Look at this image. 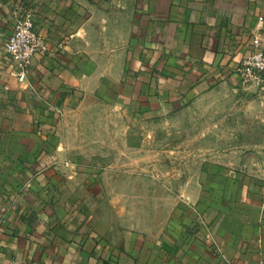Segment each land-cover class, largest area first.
I'll list each match as a JSON object with an SVG mask.
<instances>
[{"label":"crops","instance_id":"1","mask_svg":"<svg viewBox=\"0 0 264 264\" xmlns=\"http://www.w3.org/2000/svg\"><path fill=\"white\" fill-rule=\"evenodd\" d=\"M25 12L48 52L18 81L4 43ZM261 46L264 0H0V264H264V140L212 192L202 179L194 207L188 196L150 205L128 224L117 204L97 212L107 198L94 164L38 170L55 151L84 150L66 132L95 103L139 116L226 88L250 115L264 84L238 69Z\"/></svg>","mask_w":264,"mask_h":264},{"label":"rangeland","instance_id":"2","mask_svg":"<svg viewBox=\"0 0 264 264\" xmlns=\"http://www.w3.org/2000/svg\"><path fill=\"white\" fill-rule=\"evenodd\" d=\"M207 96L139 116L132 106L124 112L101 103L85 106L80 111L84 117L66 132L72 144L84 150L54 153L69 164L77 157L94 164L107 198L97 212L106 207L105 212H111L117 204L125 224L137 210L147 216L150 205L161 210L186 196L194 207L190 197L202 179L205 191H213L211 178L218 177L222 184L230 172L244 170L243 164L260 157L258 151L248 153L252 144L264 140L259 134L264 121L258 115L264 113V105H251L250 115H244L246 96L238 91L218 88ZM118 128L124 130L123 137L115 136ZM81 129L89 130V135L82 136ZM62 138L68 142V136Z\"/></svg>","mask_w":264,"mask_h":264},{"label":"built area","instance_id":"3","mask_svg":"<svg viewBox=\"0 0 264 264\" xmlns=\"http://www.w3.org/2000/svg\"><path fill=\"white\" fill-rule=\"evenodd\" d=\"M4 50L14 64L13 74L18 81L26 78L28 67L37 54L48 52L45 37L37 31L29 12L15 19L11 34L4 43ZM238 70L244 82L262 86L264 84V46L258 47L246 56L241 61ZM60 164L68 166L69 161L60 160L55 154H50L40 160L38 170L57 167Z\"/></svg>","mask_w":264,"mask_h":264}]
</instances>
